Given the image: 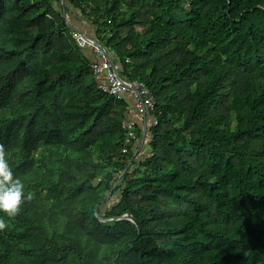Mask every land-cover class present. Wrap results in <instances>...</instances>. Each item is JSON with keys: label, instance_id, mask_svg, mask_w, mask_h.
I'll list each match as a JSON object with an SVG mask.
<instances>
[{"label": "trees", "instance_id": "obj_1", "mask_svg": "<svg viewBox=\"0 0 264 264\" xmlns=\"http://www.w3.org/2000/svg\"><path fill=\"white\" fill-rule=\"evenodd\" d=\"M65 7L0 0V144L25 195L0 264H264V0ZM77 18L156 101L119 181L129 104L99 91Z\"/></svg>", "mask_w": 264, "mask_h": 264}, {"label": "built area", "instance_id": "obj_2", "mask_svg": "<svg viewBox=\"0 0 264 264\" xmlns=\"http://www.w3.org/2000/svg\"><path fill=\"white\" fill-rule=\"evenodd\" d=\"M77 41L81 48L90 49L94 54L91 68L98 82L99 91L129 104L126 117L122 121L125 136L123 153H128L130 146L135 150L138 149L140 142L137 134L138 126L143 130L145 121L149 126L158 124V111L152 92L141 80L123 78L120 75V66L117 64L114 67L104 53L82 35L77 34Z\"/></svg>", "mask_w": 264, "mask_h": 264}, {"label": "clouds", "instance_id": "obj_3", "mask_svg": "<svg viewBox=\"0 0 264 264\" xmlns=\"http://www.w3.org/2000/svg\"><path fill=\"white\" fill-rule=\"evenodd\" d=\"M24 199V184L19 178L14 177L12 168L7 160L5 146L0 144V212L5 213L9 217L18 215ZM27 199H32L30 192L27 195ZM6 227L5 222L0 220V230Z\"/></svg>", "mask_w": 264, "mask_h": 264}, {"label": "water", "instance_id": "obj_4", "mask_svg": "<svg viewBox=\"0 0 264 264\" xmlns=\"http://www.w3.org/2000/svg\"><path fill=\"white\" fill-rule=\"evenodd\" d=\"M61 5H62V13H63V17L65 19H67V12H66V7H65V0H61ZM69 28L75 32L76 34L78 35H82L84 38H86L87 40H89L95 47H98L103 53L104 55L112 62L113 66L116 67L117 63L116 61L114 60L112 54L106 49V47L100 42L98 41L95 37L91 36L90 34L88 33H85L83 32L82 30L74 27L72 24H68ZM148 129H149V125H148V122L145 121L144 122V126H143V133H142V136H141V139H140V144H139V147L137 149V151L135 152L134 156L132 157V159L129 161L126 169L123 171V173L120 175V178L118 179V181L126 174V172L128 171V168L130 167L131 163L133 162L134 158L138 155V153L141 151V149L144 147L146 141H147V132H148ZM118 181L116 182V184L113 186L112 190L115 189ZM110 198V195H108L107 197H105L102 202H106L108 199ZM97 217L101 220V221H111V220H114V219H128L130 220L131 222L133 223H136V220L133 216L131 215H124V216H121V217H116V218H112V219H105V218H102L100 216L97 215Z\"/></svg>", "mask_w": 264, "mask_h": 264}, {"label": "rangeland", "instance_id": "obj_5", "mask_svg": "<svg viewBox=\"0 0 264 264\" xmlns=\"http://www.w3.org/2000/svg\"><path fill=\"white\" fill-rule=\"evenodd\" d=\"M84 22V21H83ZM81 23V20L80 19H76V23H77V25L79 24V25H81V26H83V29H85L84 31L86 32V33H89L90 34V30L89 29H91V27H90V25H89V23ZM80 26V27H81ZM94 34V33H93ZM139 144H140V142H139ZM136 151H137V149H136ZM135 151V152H136Z\"/></svg>", "mask_w": 264, "mask_h": 264}, {"label": "crops", "instance_id": "obj_6", "mask_svg": "<svg viewBox=\"0 0 264 264\" xmlns=\"http://www.w3.org/2000/svg\"><path fill=\"white\" fill-rule=\"evenodd\" d=\"M91 32V36H93V32H92V30L91 29H89ZM94 37V36H93ZM86 52H87V54L92 58V59H94V54L92 53V51L90 50V49H87L86 50Z\"/></svg>", "mask_w": 264, "mask_h": 264}]
</instances>
